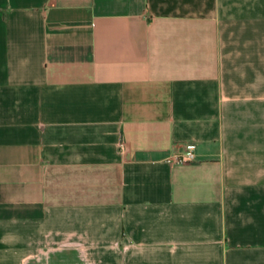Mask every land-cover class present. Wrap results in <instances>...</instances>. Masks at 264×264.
<instances>
[{
  "label": "crops",
  "instance_id": "obj_1",
  "mask_svg": "<svg viewBox=\"0 0 264 264\" xmlns=\"http://www.w3.org/2000/svg\"><path fill=\"white\" fill-rule=\"evenodd\" d=\"M0 264H264V0H0Z\"/></svg>",
  "mask_w": 264,
  "mask_h": 264
},
{
  "label": "built area",
  "instance_id": "obj_2",
  "mask_svg": "<svg viewBox=\"0 0 264 264\" xmlns=\"http://www.w3.org/2000/svg\"><path fill=\"white\" fill-rule=\"evenodd\" d=\"M118 145L121 151L126 150L127 146L125 142L120 141ZM193 158H194V152L191 148V144H188V149L185 152L176 155V159L180 161H188V160H192Z\"/></svg>",
  "mask_w": 264,
  "mask_h": 264
}]
</instances>
